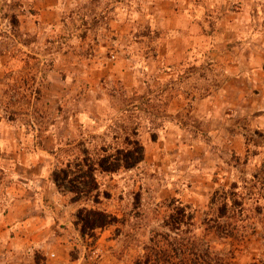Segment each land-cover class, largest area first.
I'll return each instance as SVG.
<instances>
[{
    "label": "rangeland",
    "instance_id": "rangeland-1",
    "mask_svg": "<svg viewBox=\"0 0 264 264\" xmlns=\"http://www.w3.org/2000/svg\"><path fill=\"white\" fill-rule=\"evenodd\" d=\"M119 126L143 160L97 173L99 204L57 189L52 252L62 237L67 264H135L186 207L202 264H264V0H0V193L38 190L59 147L109 146ZM232 184L249 220L224 239L203 220ZM83 207L118 221L83 237Z\"/></svg>",
    "mask_w": 264,
    "mask_h": 264
},
{
    "label": "trees",
    "instance_id": "trees-1",
    "mask_svg": "<svg viewBox=\"0 0 264 264\" xmlns=\"http://www.w3.org/2000/svg\"><path fill=\"white\" fill-rule=\"evenodd\" d=\"M119 130L122 133L114 134L109 146H102L94 151L87 149L82 143L67 150L59 147L56 165L51 172V179L57 189L72 194L74 201L90 200L99 204L96 174L131 170L144 157L143 147L135 134H129L126 126H119ZM237 189V185L232 184L228 188L217 189L211 196L209 209L212 214L203 220L206 232L224 239L244 237L247 229L244 224L249 220L247 200ZM261 189H257V204L260 197L264 201V189ZM257 204L255 212L259 214L262 207ZM193 220L194 215L186 207H175L164 222L167 232L154 234L144 254L135 264H202V256L197 247L198 239L189 230ZM117 221L111 214L94 208L83 207L76 214V225L83 237ZM200 247L205 255L211 256L208 246L200 244ZM215 259L216 264L222 263V260Z\"/></svg>",
    "mask_w": 264,
    "mask_h": 264
},
{
    "label": "crops",
    "instance_id": "crops-1",
    "mask_svg": "<svg viewBox=\"0 0 264 264\" xmlns=\"http://www.w3.org/2000/svg\"><path fill=\"white\" fill-rule=\"evenodd\" d=\"M54 166L49 163L41 167L36 176L38 184L41 182L38 190L34 186L36 182L26 180L22 195L0 193V264H67V246L62 237L59 251L52 252L46 245V239L58 233L49 230L50 221L43 215L59 201L57 187L51 179ZM37 254L43 258L40 262L35 259Z\"/></svg>",
    "mask_w": 264,
    "mask_h": 264
}]
</instances>
